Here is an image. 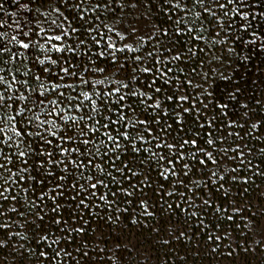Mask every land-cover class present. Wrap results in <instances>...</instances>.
Returning <instances> with one entry per match:
<instances>
[{
  "label": "snow or ice",
  "instance_id": "obj_1",
  "mask_svg": "<svg viewBox=\"0 0 264 264\" xmlns=\"http://www.w3.org/2000/svg\"><path fill=\"white\" fill-rule=\"evenodd\" d=\"M33 2L13 0L21 9H27ZM196 8L200 11H195ZM0 11L5 16L17 15L4 10L2 3ZM164 11L176 15H168L165 22H160L158 17ZM229 13L239 17L236 26L243 31L235 35V40L240 44L252 46L264 37L254 29L248 32L251 21L257 18L249 0H38V6L22 23L21 19L13 21L20 31L11 36L6 27L12 25L0 18V28L5 29L0 31V251L9 247L13 236L27 239L25 233L12 231L15 224L9 215L12 213L23 218L22 227L34 232L36 242V247H25L23 243L11 246L9 250L17 258V264L23 260L31 264H62V261L67 264L70 258L75 264H94L89 251L81 246L74 249L76 257L68 251L75 242L72 233H83V223L88 222L84 217L92 216L93 208L102 205L110 210L101 217L102 222L122 223L120 217L128 208L122 209L121 204L135 203L140 209L139 216H154L143 193L145 187L152 186L153 171L158 177L153 193L160 197L155 203H165L164 211H184L181 204L173 205L165 199L174 195L189 208H199V212H186L187 220L197 217L200 225L191 230L193 237L208 228L204 219L199 218L207 209L216 213L217 219L234 220L223 202L214 203L213 196L222 192L226 199L230 197L226 181L240 179L248 183L246 176L238 175L242 169L253 167L249 159L251 149L246 155L243 135L257 129L260 122L246 127L248 121L240 123L242 116L227 111L229 103L223 97L237 100V93L244 92L241 85L226 86L225 92L217 94L216 89L205 87L208 80L203 75L201 82L194 84L195 68L185 73L179 65L168 66L176 61L187 64L196 55L194 46H188L184 40L185 35L189 40L201 39V30L208 31L204 20L209 27L226 31L220 18L231 21ZM259 16L264 17V12ZM109 19L113 21L111 24L107 22ZM198 22L201 30L196 28ZM193 32H197L195 37L191 35ZM249 34L251 39L244 40L243 36ZM102 38L106 39L101 48ZM145 44H150L151 50ZM260 47L264 49V44ZM228 51L235 49L229 47ZM25 60L39 74L33 73ZM97 60L109 66L102 67ZM13 61L24 67L23 75L28 79L10 75L13 71L20 72L19 66L7 67ZM176 72L183 74V78ZM97 73L104 78H92ZM46 74L48 79H42ZM106 80L115 87H97ZM16 85L19 88L14 91ZM145 97L149 102L146 103ZM242 107L247 109L248 105ZM224 117H228L227 122ZM233 126L240 128L243 135ZM228 137L239 138L240 142L233 147L228 144ZM138 140L142 142L140 145L136 143ZM260 152L264 153V147ZM186 156L190 159L186 160ZM229 163L235 166L225 169L224 165ZM161 168L163 171H159ZM225 171L230 172V177L222 174ZM18 181L28 183L22 191L33 193L34 199L12 193ZM202 186L209 189L206 197L201 195ZM174 187L176 190H168ZM179 188L188 195L178 191ZM243 191L246 193L247 188ZM46 200L50 203H45ZM4 202H10L7 208ZM228 207L237 214L244 212L234 200ZM133 215L136 216L135 209ZM256 215L260 219L250 217L245 227L260 237L256 259L264 264V201ZM139 223L138 218L131 219L132 225ZM212 227L222 229L215 235L210 232L206 235V240L215 245L210 251L216 253L219 247L216 242L231 233L220 223ZM151 231L159 236L165 228L157 223ZM187 234V228L178 227L169 239L179 240ZM163 242L167 244L168 240ZM97 259H103L99 253ZM107 259L118 262L121 256L112 253ZM237 264H248L247 257Z\"/></svg>",
  "mask_w": 264,
  "mask_h": 264
},
{
  "label": "trees",
  "instance_id": "obj_2",
  "mask_svg": "<svg viewBox=\"0 0 264 264\" xmlns=\"http://www.w3.org/2000/svg\"><path fill=\"white\" fill-rule=\"evenodd\" d=\"M25 2H27V0H21V3ZM249 2L250 6L254 5V11L257 14V18L256 20L251 21L252 28L249 29L248 32L250 33L254 29L258 34H264V17L259 16L260 12H264V0H249ZM0 3L4 5V10L8 13H17L16 16H5L4 11H0V18L6 19L8 24L12 25L11 28L6 27L9 36L16 35L20 31L16 28L13 21L21 19L22 23L23 18L31 15L32 10L38 6V0L29 3L27 9L19 8L17 4L13 3V0H0ZM41 10L43 11V9ZM195 11H200V9L196 8ZM168 15L175 17L176 14L174 12L168 13L167 11H164L160 13L158 20L160 22H165ZM229 16L232 17L231 21H229L227 17L221 16L220 18L221 22L225 24L226 31L209 27L207 20H204L203 24L205 27H208V31H202L200 29V23L198 22L196 28L201 30L202 38L199 40H189L187 35L184 37L188 46H194L193 51L196 55H194L187 64H182L180 61H176L169 63L168 66L174 67L175 65H179L184 68L185 73H189L192 68H195L196 72L192 73L194 84L201 82V75H203L208 80V84H206L205 87L216 89L217 94L225 92L226 86L231 88V86L237 84L241 85L244 88V92L243 94L237 93V100L229 101L227 96L223 97V99L229 103L227 111L229 113L235 112L238 113L239 116H242L243 119L240 123L248 121L246 127H250L252 122H260L257 129L252 130L247 135H243V131L240 128L233 126L235 131H240L243 135V140L247 144V147L245 148L246 155H248L249 149H251L249 159H251L253 167L251 170L242 169L238 174L246 176L248 178V183L244 184L240 179H237L236 181H226L225 189L230 193V197L226 199L222 192L213 196L214 203L223 202V206L227 207V214L232 215L234 220L228 221L226 219H217V214L212 212L211 209H207L205 210L206 214L201 213L199 218L204 219L208 228L202 230L200 235L193 237L191 230L200 227V225L197 223V217L187 220L186 212L193 210L199 212V208H189L188 205L183 203L178 195H174L171 197H165V199L169 203H173V205L177 203L181 204L184 211H181L180 209L164 211L163 209L167 207L165 203L162 201L159 204L155 203L160 197L158 193H153V188L157 186L156 181L158 179L156 171H153L151 173L153 180L152 186L145 187L143 193L149 200V211L155 212V215L152 217L139 216L140 209L136 208L135 203L132 206L121 204L120 207L122 209L125 207L128 208V211L124 212L120 217V220L123 221L122 223H113L110 221L102 222L101 217H104L105 213L110 210L106 209L103 205L99 209L93 208L92 216L84 217V219L88 221L87 223L78 222L83 223L85 231L80 234L72 233L75 242L68 247V251L73 253V257L78 256V253H76L74 249L79 245L82 250L89 251L90 255L93 257L94 264H237L238 261L244 260L245 257H247L248 264H259V262H256V258L251 251L250 253H246L243 249L249 248L245 240V236L248 233L245 225H248L250 222V217L260 219L256 214L261 211V201H264V175L256 174L257 171L264 172V153L260 152V149L264 147V49L260 47L261 44H264V37L257 39L256 44L252 46L240 44L239 41L235 40V35L242 33L243 31L236 26L239 23V17L233 16L232 13H229ZM107 22L111 24L113 21L109 19ZM229 24H231V27H228ZM165 26H167L166 23ZM4 30V28H0V31ZM101 31L103 32L105 30L101 29ZM217 31L220 32L219 36L216 35ZM191 35L195 37L197 32H193ZM103 39L106 38H102V44L100 45L101 48L103 47ZM114 39L119 46L120 42L118 39L115 37ZM243 39H251L250 34L244 35ZM12 47L16 48L18 46L12 45ZM229 47H232L235 51L230 53L228 51ZM145 48L151 50V45L145 44ZM201 49L203 50L201 51ZM161 54L166 55L164 53ZM52 55L55 54L53 53ZM245 57H248V59H245ZM20 59H23V57ZM95 62L101 64L102 67L107 68L109 66L108 63H102L101 60ZM24 63L28 65L33 73H36V69L32 68L31 63L28 60H25ZM17 66L20 67V72L16 73L13 71L10 75H19L21 79H28L29 77L23 75L25 71L24 67L18 65L17 61L11 62L7 67L15 69ZM157 67L159 68L161 66L157 65ZM213 69L215 71H213ZM52 71H56L55 66H53ZM175 74L180 75L181 78H183V74L179 72H176ZM169 75L173 74L170 73ZM260 75H262V77ZM96 76L104 78L100 76L99 73L95 74L92 78H95ZM224 76L230 77V81L223 79ZM42 79H48L47 74ZM256 79L258 80L255 81ZM141 80H143V77H141ZM157 86H159V82ZM97 87L112 88L115 87V85L108 83L106 80L104 85H98ZM16 88H19V85L14 86V91ZM20 90L24 91L25 89ZM148 94L151 95L150 92ZM112 98L114 99L115 96ZM144 99L146 103L149 102L146 97ZM201 99H203V97H201ZM257 100H260L261 103L257 104ZM243 104H247L248 108H243ZM124 107L127 111L126 103ZM209 111H212L211 105ZM246 112L248 113L247 115H245ZM224 121L227 122L228 117H224ZM169 123H171V121H169ZM99 138L106 140V137H103L102 135H99ZM237 142H240L239 138L228 137V144H231L233 147H235V143ZM108 143L110 146V142ZM136 143L140 145L142 142L138 140ZM145 146L149 145L145 144ZM131 155L132 153L129 152L128 156L130 157ZM185 159L189 160L190 157L186 156ZM233 166L235 165L229 163L225 164L224 168L230 169ZM12 171H16V168H13ZM159 171H163V169L161 168ZM222 174L226 177H230V172L228 171H225ZM13 179L15 180L16 178L13 177ZM135 182L136 179L133 178V183ZM217 184H219L218 180ZM28 186L27 182L18 181L13 185L11 191L13 194L18 193L21 198L27 197L28 199H34L35 196L33 193L22 191V188ZM112 187L115 186L113 185ZM189 187H191V185H189ZM244 188H247L246 193L243 191ZM168 190L172 191L176 189L174 187L169 188ZM47 191L48 189L46 188L45 192ZM178 191L186 192L183 188H179ZM208 194L209 189L203 188L202 186L201 195L206 197ZM187 195L188 193L186 192V196ZM231 200H234L236 204L244 209L242 214H237L232 211L231 207H228V203ZM195 202L198 206L200 205L199 198H197ZM9 203L10 202H4L5 208L9 206ZM37 203H39V201H37ZM45 203H50V201L46 200ZM134 209L136 211V216L133 215ZM45 212H47V209H45ZM113 214L120 215L119 213ZM9 215L12 220L15 221L12 231L25 233L27 239L21 240L19 237L13 236L9 247L0 251V261H2L3 264H17V258L14 253L9 250L11 246L13 244L23 243L25 247H36V242L33 239L34 232L22 227L23 218L12 213H9ZM224 215L223 212L220 213L221 217ZM133 218H138L140 223L138 225H132L131 219ZM28 219H31L30 215L28 216ZM0 220H2V218H0ZM45 223H48L47 217ZM73 223L77 222L73 221ZM157 223H160L165 228V231L159 236L151 231L152 227L156 226ZM215 223L222 224L223 228L231 233V236L222 241H217L216 244L219 245L217 252L212 253L210 249L215 245L212 241L206 240V235L209 232L213 235L217 234V232H222V229H214L212 227ZM178 227L187 228L188 234L179 240L169 239L171 232L175 231ZM53 231L55 232V229ZM55 234L58 235L59 233ZM164 240H168V243L165 244L163 242ZM48 243H50V241H48ZM40 244L41 247L45 246V242L43 241L40 242ZM133 244L136 245L135 248H133ZM100 249H104L105 251L101 252ZM198 249H202V251L198 253ZM229 252H231L232 255H229ZM97 253H99V257L103 259L98 260ZM112 253L120 254V261L108 260L107 257L111 256ZM148 253H151V256H149ZM20 264H31V262L23 260L20 261ZM67 264H75V262L70 258L68 259Z\"/></svg>",
  "mask_w": 264,
  "mask_h": 264
},
{
  "label": "rangeland",
  "instance_id": "obj_3",
  "mask_svg": "<svg viewBox=\"0 0 264 264\" xmlns=\"http://www.w3.org/2000/svg\"><path fill=\"white\" fill-rule=\"evenodd\" d=\"M115 40V39H114ZM262 77V75H260ZM258 79H256L255 81H257ZM250 223V222H249ZM248 223V224H249ZM247 231L248 233L246 234L245 236V240H246V244H248L249 246V249L251 250V253L255 256H257V252H256V249L259 247V244H260V237L253 233L250 228L247 227ZM255 262V261H254ZM256 262H259L257 259H256ZM255 264V263H254Z\"/></svg>",
  "mask_w": 264,
  "mask_h": 264
}]
</instances>
